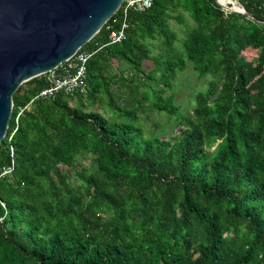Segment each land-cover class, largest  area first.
<instances>
[{"label": "trees", "instance_id": "1", "mask_svg": "<svg viewBox=\"0 0 264 264\" xmlns=\"http://www.w3.org/2000/svg\"><path fill=\"white\" fill-rule=\"evenodd\" d=\"M218 1L264 22V0ZM120 11L81 46L85 93L35 98L44 74L13 93L0 264H264V24L153 0L108 43ZM189 63L210 79L182 114L166 93ZM153 111L174 132L147 134Z\"/></svg>", "mask_w": 264, "mask_h": 264}, {"label": "water", "instance_id": "2", "mask_svg": "<svg viewBox=\"0 0 264 264\" xmlns=\"http://www.w3.org/2000/svg\"><path fill=\"white\" fill-rule=\"evenodd\" d=\"M122 2L0 0V142L7 132L12 96L18 86L70 58L100 30ZM239 5L227 9L264 24Z\"/></svg>", "mask_w": 264, "mask_h": 264}, {"label": "built area", "instance_id": "3", "mask_svg": "<svg viewBox=\"0 0 264 264\" xmlns=\"http://www.w3.org/2000/svg\"><path fill=\"white\" fill-rule=\"evenodd\" d=\"M153 0H123L120 5V24L111 30L108 36V43H117L125 38V30L127 28L126 15L130 9L143 10L149 8ZM117 18H115V21ZM93 51L79 48L70 58L61 62L58 66L43 73L48 82V85L42 88L35 98H52L58 92L62 91L68 96H75L86 92L87 88V61ZM34 99V98H33ZM31 99V101L33 100ZM21 113V110L17 114ZM9 135V140L11 139ZM9 152L11 155L10 163L0 166V176L11 173L13 170V152L14 148L9 144ZM1 221V218H0Z\"/></svg>", "mask_w": 264, "mask_h": 264}, {"label": "rangeland", "instance_id": "4", "mask_svg": "<svg viewBox=\"0 0 264 264\" xmlns=\"http://www.w3.org/2000/svg\"><path fill=\"white\" fill-rule=\"evenodd\" d=\"M235 3L236 5L240 6L237 1ZM221 4L219 5L225 10H229L227 7H234L231 6V4H229V6L227 5L226 7H224V4H222L224 6ZM178 30L180 34L181 29L179 28ZM209 79V76L202 79L198 78L196 72L191 67V63H189L184 70L177 72V77L173 88L166 94H171V102L180 107L179 111L182 114H189L194 104V93L198 90L204 89ZM143 126L146 129L147 134L151 133L152 131H158L159 129H164L167 134L174 132V130H172L171 121H168V116L165 113H157L156 111H153L149 115L148 119L144 121Z\"/></svg>", "mask_w": 264, "mask_h": 264}, {"label": "bare ground", "instance_id": "5", "mask_svg": "<svg viewBox=\"0 0 264 264\" xmlns=\"http://www.w3.org/2000/svg\"><path fill=\"white\" fill-rule=\"evenodd\" d=\"M224 1V3L227 5V0H223Z\"/></svg>", "mask_w": 264, "mask_h": 264}]
</instances>
